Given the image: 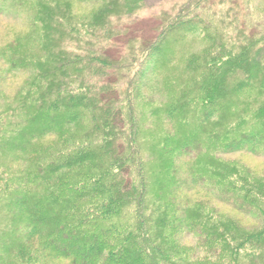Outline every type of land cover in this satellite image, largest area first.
I'll list each match as a JSON object with an SVG mask.
<instances>
[{
  "label": "trees",
  "instance_id": "16d2710c",
  "mask_svg": "<svg viewBox=\"0 0 264 264\" xmlns=\"http://www.w3.org/2000/svg\"><path fill=\"white\" fill-rule=\"evenodd\" d=\"M201 2L184 3L150 41L137 42L124 33L123 24L146 7V0H0V9L7 12L29 4L21 27L25 31L18 28L11 36L5 31L0 48L6 73L21 81L16 107L4 113L11 111L18 128L3 132L0 118V146L25 153L31 142L51 140L47 153L34 155V170L20 178L29 187L10 189L14 175L5 169L0 175L5 183L0 209L22 221L0 233V264H264V184L259 179L246 177L238 187L230 181L237 178L234 167L216 159L208 164L216 191L221 186L225 195H234L235 210H255L260 216L261 226L251 229L215 213L205 217L210 225H198L194 208L173 219L168 206L153 203L147 188L132 97L147 74L148 60L159 55L168 35L202 27L195 16L188 17ZM86 5L100 6L77 12ZM238 43L236 49L223 44L218 53L189 57L187 69L203 72L190 81L188 94L203 111L200 124L213 122L214 132H207L210 152L260 157L264 36L242 34ZM26 48L40 54H26ZM246 93L250 96L238 105L223 103L227 95ZM184 98L165 112L174 116L190 110ZM34 185L39 192L30 189ZM39 214L46 220L36 222ZM181 230L198 237L202 258L190 257L178 242ZM65 237L71 238L66 246Z\"/></svg>",
  "mask_w": 264,
  "mask_h": 264
},
{
  "label": "rangeland",
  "instance_id": "374dc122",
  "mask_svg": "<svg viewBox=\"0 0 264 264\" xmlns=\"http://www.w3.org/2000/svg\"><path fill=\"white\" fill-rule=\"evenodd\" d=\"M27 1L31 3L32 0ZM188 1L146 0V7L133 15L131 21L123 24L127 27L124 33L136 38L137 42H148L158 32L157 27L166 18L169 19L175 15L179 7ZM99 6H79L77 12L89 13ZM28 8L27 3L26 7L17 8L13 12L0 9V48L6 37L5 31L8 36H11L17 32L18 28L23 29L21 27L25 24V11ZM188 17L198 19L202 27H199L196 32L179 31L168 35L159 55L148 60L145 66L147 74L140 79L136 96L132 97L133 121L137 128L138 146L141 148L140 157L148 172L147 188L150 190L153 203L156 202L157 206H168L173 219H182L187 210L194 208L198 213V225L205 227L210 225L205 222V217L215 213L232 223H238L245 229L259 228L261 218L255 210L250 214L235 210L233 205L235 196L230 193L225 195V190L221 186H217L220 188L217 192L215 186L210 184L208 164L209 161L216 159L234 167L238 173L237 178L233 177L230 181L238 187L246 177L250 182L253 179H259L264 184V156L255 157L243 152L217 154L209 151L207 136L214 132L211 129L213 122L204 121L200 124L203 111L197 100L193 101L194 95L188 94L190 81L197 79L203 70L199 68V70L195 69L197 72L188 70L187 62L189 57L195 55L218 53L221 45H225L227 49H236L242 34L253 35L254 38L264 36V0H203L197 6L190 8ZM16 37L12 42H15ZM24 37L26 38L25 35L21 36V38ZM66 46L68 49L77 50L76 45L75 47L70 44ZM25 51H27L26 54L31 53L34 57L40 54L37 48L35 53L30 52L28 48ZM154 60L158 62L155 66ZM10 77L11 75L6 73L5 67L0 62V118L5 123L2 122L3 132L15 131L19 123L16 117L8 115L11 111L10 113L7 111L8 114L4 116L9 107L10 109L16 107L13 101L16 99L15 94L20 91L21 81L17 77L11 80ZM206 83L208 84L209 81ZM248 96L250 94L247 93L227 95L223 103L232 102L238 105ZM181 97L188 100L187 108L190 110L181 114L177 112L174 116L167 114L165 112L167 107ZM196 103L198 106L195 107ZM251 106L256 107L253 104ZM49 144H51L49 138L36 143L31 142L29 150L25 153L0 146V175L5 169L16 179L10 189L29 187V184L20 183V178L34 170V155L39 154L41 157V154L47 153ZM180 146L191 148L183 149L185 152L180 149ZM216 181L219 180L216 179ZM1 186L5 189L4 180H1ZM30 189L33 193L40 190L36 185ZM14 191L15 194L16 190ZM221 196L227 197L228 200H222ZM3 213L0 209V233L18 228L22 223L18 217L15 219L13 211L11 214L14 216H5ZM7 217H12L13 220L9 221ZM5 218L9 222L5 221ZM40 218L46 220V216L39 214L35 218L36 222ZM9 236L16 237L18 234ZM176 239L183 247L189 249L190 257L204 256L201 249L196 246L198 237L192 236L186 230H181L176 235ZM70 240L71 238L65 237L64 246L70 244Z\"/></svg>",
  "mask_w": 264,
  "mask_h": 264
}]
</instances>
